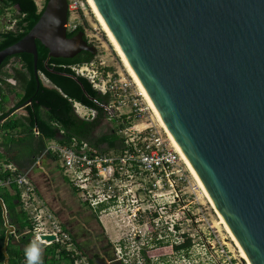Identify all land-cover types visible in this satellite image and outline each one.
<instances>
[{"label":"water","instance_id":"water-1","mask_svg":"<svg viewBox=\"0 0 264 264\" xmlns=\"http://www.w3.org/2000/svg\"><path fill=\"white\" fill-rule=\"evenodd\" d=\"M88 1L249 263L264 264V0ZM68 19L67 0H46L31 29L0 50V63L31 54L39 83L37 41L47 61L94 55L83 31L67 36ZM0 204L9 264L14 227Z\"/></svg>","mask_w":264,"mask_h":264},{"label":"built area","instance_id":"built-area-1","mask_svg":"<svg viewBox=\"0 0 264 264\" xmlns=\"http://www.w3.org/2000/svg\"><path fill=\"white\" fill-rule=\"evenodd\" d=\"M67 4L71 16L78 12L82 2L67 0ZM77 25L68 19L67 31L74 30ZM93 66L94 60H91L70 68L76 75L85 77L100 94L107 95L106 102L93 99L98 107L106 113H115L112 116L114 119H124V125L117 130L123 149L117 154L102 152L91 147L86 140L72 137L69 143L52 142L47 151L61 162L69 182L91 207L103 205L107 213L112 210L115 213L131 212L133 219L138 218L140 209L153 208L165 212L167 208H176V199L159 203L161 194H156L154 190L158 188L160 191L166 185L178 196L177 184L188 180L179 153L159 123L142 119L149 106L133 80L120 72L101 71ZM88 71L92 74H87ZM73 106L76 114L84 120L97 114L95 108L77 102ZM4 170H8L10 176L2 183L16 185L22 208L32 223L30 240L43 246L58 244L73 264H93L77 248L71 233L55 214L38 201L35 187L27 174L18 171L12 164H5ZM176 223V219H169L170 225ZM43 236H53L54 239L47 240ZM117 250L119 259L129 264L123 258L122 248L119 246ZM222 251H225L223 247ZM137 264L142 262L139 260Z\"/></svg>","mask_w":264,"mask_h":264},{"label":"trees","instance_id":"trees-1","mask_svg":"<svg viewBox=\"0 0 264 264\" xmlns=\"http://www.w3.org/2000/svg\"><path fill=\"white\" fill-rule=\"evenodd\" d=\"M9 8H14L15 10L12 16L14 23L11 28L0 30V50L21 39L37 22L42 11V9H38L35 0H0V26L1 18L4 17ZM80 31L84 32V27L77 25L74 30L67 31V36L72 37ZM36 44L38 76L40 78V73L43 74L54 86L45 85L41 78L39 83L36 81L33 71V56L29 53L7 56L0 63V86L1 84H6V79L9 77L16 80L18 86L23 91V96L15 106L28 99H32V102L26 106L29 114L27 117L28 128L36 127L41 134V138L42 136L47 139L53 138L59 129H63L67 140L73 135L83 139H91L92 131L100 122V118H96L91 122L80 119L74 113L72 102L69 98L79 101L87 107L97 108L99 117L102 114V109L93 102V99L106 102L107 95L100 94L86 78L77 76L70 66L90 62L93 60L94 55L87 51H81L71 58L50 57L47 61L48 50L39 41ZM12 58L16 59L20 64L18 68L12 66L10 68L11 71H8L6 66ZM1 103L2 100L0 98V120L12 109L2 110ZM19 125L23 126L25 124L21 123L18 119L5 120L0 125V128L8 130ZM117 139L118 136L115 131L101 134L97 137L96 146L106 143L105 150L118 152L123 149V145L116 142ZM43 148H45V145L42 143V140L38 141V145L33 147L34 154H37ZM32 161L33 159L28 160L26 162L27 166ZM15 163L21 170L22 166L18 162ZM3 164H9V160H0V198L5 205L7 224L14 227V232L9 234L6 247L8 263L28 264L25 251L16 247L14 248L12 241L15 239V236H18L20 242L29 243L32 223L26 211L22 208L19 189L13 183L9 185L2 183L10 176V172L3 169ZM6 229L3 210L0 204V264H4V254L1 249ZM47 248L54 261L60 258L61 260L68 261L69 264H73L72 259L58 244L48 245ZM37 264L45 263L38 261Z\"/></svg>","mask_w":264,"mask_h":264},{"label":"rangeland","instance_id":"rangeland-1","mask_svg":"<svg viewBox=\"0 0 264 264\" xmlns=\"http://www.w3.org/2000/svg\"><path fill=\"white\" fill-rule=\"evenodd\" d=\"M35 2L38 9L41 10L45 0H35ZM81 2L82 5L78 12L69 16V21L82 25L87 39L97 49L92 68L97 67L101 71H117L132 80L87 1L81 0ZM13 14L12 8L6 11L4 17L1 18L0 30L13 26ZM13 64L18 67L20 63L12 58L6 69L9 70ZM89 72L87 74H92ZM43 81L49 85L48 81L44 79ZM15 86L17 87L18 84ZM143 100L145 101V99ZM145 104L147 103L145 102ZM142 119L159 123L150 108L144 113ZM182 161L181 159L182 167L185 169L184 174L188 180L186 182L179 181L177 184L178 196L166 185L160 191L158 188L154 190L156 194H161L159 203H168L176 199V208H167L166 211L164 210L165 212L158 211L159 218L156 226H153L150 214H146L143 219L135 221L131 212L115 213L113 210L108 211L111 214L109 220H111L116 237L111 243L115 247H122L123 258L127 259L130 264H137L139 260L143 263L141 247L145 244L148 245L147 258L151 263L156 262L160 257H164L174 260L176 264H247L240 257L229 230L225 229L218 214ZM169 219H176V222L180 223L177 225L178 228L175 225L174 227L170 225ZM141 221H143L142 224ZM182 233L188 235L190 239L187 254L185 251L181 252L172 248L181 242L180 235ZM222 247L225 251H222ZM183 253L184 255H182ZM113 257L117 259V262L114 261L115 264H124L123 260L116 256L115 250Z\"/></svg>","mask_w":264,"mask_h":264},{"label":"crops","instance_id":"crops-1","mask_svg":"<svg viewBox=\"0 0 264 264\" xmlns=\"http://www.w3.org/2000/svg\"><path fill=\"white\" fill-rule=\"evenodd\" d=\"M12 9L14 10V8ZM9 22L11 21L9 20ZM12 66L17 67L14 64ZM8 71H11V69ZM40 78L42 81L44 79L49 82V85H47L43 81L45 85L54 86L41 73ZM16 84V80L12 77H9L6 79V84H1L0 86L2 110H8L9 108H12L11 111H9L0 120V125L5 120L16 119L20 120V122L24 123L25 125H19L8 130H3L0 128V160H9V164L14 165L18 171L27 174L35 187V194L38 201L55 214L63 227H65L71 233L77 247L82 248L81 246L87 244V242L95 243L99 237L102 238L103 234L107 236L108 240L112 241L116 237L111 220H109V215L111 214L105 212L103 205L91 207L87 202H85L81 197L80 191L69 182L61 162L54 154L47 151V147L52 142L69 143L72 137H76L77 139L83 138L73 135L67 140L63 129H59L53 138L47 139L43 136L41 138V134L36 127L28 128L27 117L29 114L26 110V106L30 103L19 107L25 102L24 101L23 103L15 106V104L18 103V101H20L21 97L23 96V91L19 86L16 87ZM69 100L72 102V106L74 102L80 103L79 101L73 100L71 98H69ZM80 104L83 105L82 103ZM95 109L97 110V108ZM102 112L104 111L102 110ZM74 113L76 114L75 110ZM123 121L124 119H114L112 117V119L109 120V126L104 121L99 122L92 131L91 139L86 138L83 140H86L91 147L99 151H111L112 153L117 154L120 151L115 152L113 150H105L106 143L96 146V140L101 134L115 131L116 135L118 136L116 142H119L123 145L121 138L117 133L118 128L124 125ZM36 131L38 132L37 134L35 133ZM40 140H42L45 148H43L37 154H34L33 147L38 145V141ZM30 159H33V161L27 166L26 162ZM15 162H18L22 166L21 170L16 166ZM4 165L5 164H3V169ZM12 243L14 248L16 247L24 251L27 246L35 243L38 248V261H43L45 264H69L68 261L61 260L60 258L59 260L54 261L48 252L47 246L40 245L36 242H32L31 240L29 243L25 244L20 242L18 236H15V239L12 241ZM87 255L93 264H114L113 255L110 252L106 253L100 251L98 254L87 253Z\"/></svg>","mask_w":264,"mask_h":264},{"label":"flooded vegetation","instance_id":"flooded-vegetation-1","mask_svg":"<svg viewBox=\"0 0 264 264\" xmlns=\"http://www.w3.org/2000/svg\"><path fill=\"white\" fill-rule=\"evenodd\" d=\"M84 37L87 39L86 35ZM87 41L90 42L88 39H87ZM114 115H115V113L102 112V114L98 117V112H97V114L94 118L88 119V120H89V122H91V121H94L96 118H100V122L105 121L109 126V120L112 119V116H114ZM137 214H138V218H136L135 221H137L138 219L139 220L143 219L144 215H146V214H150L151 215L150 220L152 221L153 226H156L158 224L157 220L159 218V214H158L157 209L156 210L153 208L144 209V210L140 209V210H138ZM142 223H143V221H141V224ZM178 224H180V223L178 222V223L174 224L175 227H177ZM174 225H173V227H174ZM151 230H149V231H151ZM180 237H181V242L176 244L175 246H172V248H175V250L181 251V252L185 251L187 254V250L190 247L189 246L190 239H189L188 235H185L184 233H182L180 235ZM111 242L112 241L108 240L107 236L103 234L102 238L99 237V239L95 243L87 242V244L81 246L82 248H79V247H77V248L80 249V251H82L88 258H89V256L87 255V253L98 254L101 251V252H106V253L110 252L113 255L114 250H115L116 256L118 257V250H117L118 247H115L113 245V243H111ZM147 247H148V245H146V244L143 247H141V252L143 255V263L142 264H176L174 260L165 259L164 257H160L156 260V262L151 263L150 260L147 258V253H148ZM182 255H184V253ZM118 259H119V257H118ZM113 261L117 262V259H115L113 257ZM127 262H129V261L127 260Z\"/></svg>","mask_w":264,"mask_h":264},{"label":"bare ground","instance_id":"bare-ground-1","mask_svg":"<svg viewBox=\"0 0 264 264\" xmlns=\"http://www.w3.org/2000/svg\"><path fill=\"white\" fill-rule=\"evenodd\" d=\"M88 5L90 6L91 10L93 11L98 23L100 24L102 30L105 32L106 36L108 37L109 41L111 42L114 51L117 53V55L119 56V58L122 61V64L126 70V72L128 73V75L132 78L133 82L135 83V85L137 86V89L140 91V94L143 96V98L145 99V101L147 102V104L149 105V108L151 109L153 115L156 117L157 121L159 122V125L164 129V131L167 133L172 145L175 147V149L177 150V152L179 153L181 159L183 160V162L185 163V165L187 166V169L189 170V172L191 173L192 177L194 178V180L197 182V184L199 185V187L201 188L202 192L204 193V195L206 196L207 200L210 202V204L212 205V207L214 208V210L216 211V213L218 214V217L220 218L221 222L223 223L224 227L226 230H229L223 217L221 216V214L219 213V211L217 210V208L215 207V205L213 204V202L211 201V199L209 198L207 192L205 191L201 181L199 180L196 172L194 171L192 165L190 164V162L188 161V159L186 158V156L183 154V152L181 151V149L179 148L178 144L176 143V141L174 140V138L172 137V135L169 133L168 129L166 128V126L164 125L161 117L159 116V113L157 111V109L155 108V106L153 105L152 101L150 100V98L148 97L147 93L145 92V90L143 89L142 85L140 84V82L138 81V79L136 78L135 74L133 73V71L131 70L130 66L128 65V63L126 62L125 58L123 57V55L121 54L120 50L118 49V47L116 46V44L114 43L113 39L111 38V36L109 35L108 31L106 30V28L104 27L103 23L101 22V20L99 19V17L97 16L96 12L94 11V9L92 8L91 4L89 3L88 0H86ZM230 232V230H229ZM231 234V232H230ZM232 239L234 240L239 255L242 259H244L247 264H250L247 256L245 255L244 251L241 249V247L238 245L237 241L235 240V238L233 237V235L231 234Z\"/></svg>","mask_w":264,"mask_h":264},{"label":"clouds","instance_id":"clouds-1","mask_svg":"<svg viewBox=\"0 0 264 264\" xmlns=\"http://www.w3.org/2000/svg\"><path fill=\"white\" fill-rule=\"evenodd\" d=\"M28 264H37L39 259L38 248L35 243L30 244L25 249Z\"/></svg>","mask_w":264,"mask_h":264}]
</instances>
